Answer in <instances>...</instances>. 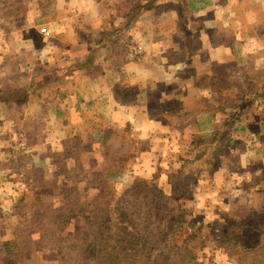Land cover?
Segmentation results:
<instances>
[{"label":"crops","instance_id":"1","mask_svg":"<svg viewBox=\"0 0 264 264\" xmlns=\"http://www.w3.org/2000/svg\"><path fill=\"white\" fill-rule=\"evenodd\" d=\"M262 16L264 0H0V90H23L21 104L37 106L30 124L43 128L24 150L94 144L113 121L139 140L137 168H162L177 145L196 161L194 136L211 141L204 160L214 167L202 166L197 182L239 145L250 167L258 153L264 159V98L251 99L264 87L245 85L264 83ZM18 103L0 105V153L11 154L5 138L18 132L9 113Z\"/></svg>","mask_w":264,"mask_h":264},{"label":"rangeland","instance_id":"2","mask_svg":"<svg viewBox=\"0 0 264 264\" xmlns=\"http://www.w3.org/2000/svg\"><path fill=\"white\" fill-rule=\"evenodd\" d=\"M245 85L248 87V82H245ZM24 104L19 102L10 111L8 110L14 120L19 123V128L18 132L14 131L12 133L13 138L11 137V141L5 138L11 154L0 153V208H2L0 212V245L4 240L12 238L11 233L13 230L10 227L8 228L7 225L22 223L26 211L30 212L33 209L34 202H40L41 213L44 216L50 215L55 208L67 204L74 180L72 178L68 179L66 175H61L62 172L67 171L72 175L80 172L81 169L84 173L89 174L91 172L90 168L93 170L98 166L101 169L104 166L102 149L100 152L102 139L94 144L92 140L87 139L84 144L86 149L83 148L87 152L86 154L81 158H79V154L76 157L73 156L72 159L67 160L65 167L60 170L51 166L52 162L49 161L47 165H44V169L38 168V171L43 173V183H33V165L39 164L43 155H46V157L52 156V154L46 153L50 146L51 151H57L58 148L54 150L53 148L56 146H40L38 153L35 150L34 154L29 153L31 154L29 155L23 147L17 146L24 142L23 139L27 142L31 141L32 145L35 146L36 140L40 138L43 132L42 127L38 128L35 125L36 122L30 124L31 118L37 114L35 113L37 110L36 104L29 106ZM29 109L33 110L31 117L27 115ZM101 124H103L102 131L105 132L104 134L117 131L110 138L108 144L103 146L104 150L110 151V154L117 152L124 159V156L128 155L129 157L135 154L136 149L141 147L139 146V140H136L132 133L124 129V126L119 123L103 121ZM1 133L6 134L5 129ZM7 133L11 134L9 131ZM0 138L4 139L3 135H0ZM130 140L136 142L137 145ZM256 143V146L259 147V142L254 141V144ZM33 146H31L32 149H34ZM70 146L72 145L66 143L60 147L69 149L72 148ZM239 147L237 154L235 151L230 153L225 150L220 155L222 160L219 163L218 171L214 175L213 173L208 175L205 173V176L202 175L203 180L201 179L200 182H197V180L200 179L202 166L207 168L205 172L212 171L214 168L212 162L208 160L200 165L201 161L190 163L184 161L182 157L193 155L191 152H187L188 150L183 145L170 146L166 157L167 161H164L165 166L162 168H151L150 166L141 168L142 165L137 168L132 162L136 154L128 159L124 175L114 180V193L119 197H123L133 185L146 183L150 190L160 198V201L165 196H170L172 201H175L174 203L182 206V210L185 211L184 218L189 222L205 225L201 232H197L201 247L195 264H248V259L240 262V255L248 247L259 248L264 245V234L260 232L258 225V221L264 222V159L258 153L254 157L251 166L248 167L250 163L248 162L246 148L240 145ZM158 156L159 153L156 158ZM93 159L97 163H91L90 161ZM147 167L149 168L146 169ZM36 169L37 167L34 170ZM137 170L141 172L139 174L141 178L138 179L135 177V174L138 173ZM2 172H4V175H2ZM160 178L162 180H159ZM186 178H189L192 183V193L188 199L183 200L181 197H175L173 193L175 190L183 189L182 184ZM52 180H57L56 187L53 184H45ZM225 180L228 182L227 184L224 182ZM87 183L88 180H85L78 184L80 200L84 203L94 202L97 191L89 188ZM46 190L48 192L44 193ZM22 194L25 195L23 204L20 210H17L15 209V203ZM91 209L92 207H89L88 212ZM249 224L255 225L256 231L248 228ZM186 230L190 234L192 230L196 231L197 228L186 226L182 232ZM226 231L231 233L229 239L223 236ZM185 238L186 236L182 240ZM167 258L168 256H165L162 264H170ZM31 264H41V261L37 258ZM51 264L63 263L58 257H53Z\"/></svg>","mask_w":264,"mask_h":264},{"label":"trees","instance_id":"3","mask_svg":"<svg viewBox=\"0 0 264 264\" xmlns=\"http://www.w3.org/2000/svg\"><path fill=\"white\" fill-rule=\"evenodd\" d=\"M261 31L264 35V30ZM117 38L120 40L122 36L118 34ZM123 40L128 43L131 39L124 36ZM219 80L220 86L226 87L223 85L225 81ZM260 86L263 90V82L250 84L248 88ZM36 88L41 92L45 89L39 86ZM24 97L23 90L16 93L0 90V105L17 103ZM263 98L261 94L257 98L253 95L251 99ZM240 116L237 114L236 118L239 125H242ZM116 132H109L101 138L100 152L102 149L104 165L101 169L98 166L93 170L90 168L89 174L81 169L72 175L67 171L62 172L61 175L74 180L67 204L44 216L40 202H34L33 209L26 211L22 223L7 225L13 230L12 238L4 240L0 245V264H31L37 258L41 264H51L53 257L61 259L63 264H162L165 256H168L170 264H195L201 247L197 232H201L205 225L189 222L184 218L182 206L174 203L170 196H165L161 202L146 183L133 185L123 197L114 193V180L124 175L128 159L143 151L138 146L135 154L129 157L126 155L122 159L117 152L110 154L109 150H104L103 146L108 144ZM190 141L197 151L196 161H201L200 165L204 164L205 155L212 148L211 141L199 136L190 138ZM83 148L86 149L84 144H80L72 151H51L50 146L46 153L52 156L43 155L40 163L33 165V183H43V173L38 168L44 169V165L51 161V166L60 170L73 156L79 154L81 158L86 154ZM90 162L97 163L94 159ZM85 180H88L89 188L97 191L94 202L84 203L80 200L78 184ZM45 184L56 187L57 180ZM182 185L183 189L175 190L173 194L186 200L191 196L192 183L186 178ZM24 197L23 194L19 197L15 209L20 210ZM89 207H92L90 212ZM258 223L260 232L264 234V222ZM186 226L197 230H192L190 234L187 230L182 232ZM255 227L248 225L254 231ZM184 236L186 238L182 240ZM223 236L229 239L230 231H226ZM243 253L239 257L240 262L248 259V264H264V245L259 248L248 247Z\"/></svg>","mask_w":264,"mask_h":264},{"label":"built area","instance_id":"4","mask_svg":"<svg viewBox=\"0 0 264 264\" xmlns=\"http://www.w3.org/2000/svg\"><path fill=\"white\" fill-rule=\"evenodd\" d=\"M115 1L116 0H98V2H102V3H104L107 6H112L115 3ZM41 34L45 35V36H49L50 32H49L48 29L44 28V29H42ZM133 53H134V55H137L138 57H141L142 47L140 45H135L133 47ZM17 146L18 147H23V148L25 147L24 142H22L21 144H18Z\"/></svg>","mask_w":264,"mask_h":264}]
</instances>
